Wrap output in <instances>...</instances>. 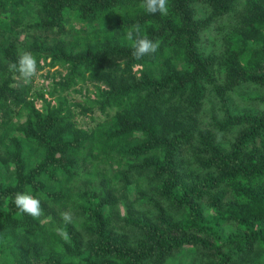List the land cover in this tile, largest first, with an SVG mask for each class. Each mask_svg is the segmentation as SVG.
<instances>
[{"label": "trees", "instance_id": "obj_1", "mask_svg": "<svg viewBox=\"0 0 264 264\" xmlns=\"http://www.w3.org/2000/svg\"><path fill=\"white\" fill-rule=\"evenodd\" d=\"M141 3L0 0V264H167L187 247L231 264L264 246V96L233 104L264 88V0H168L165 15ZM136 23L160 42L139 60ZM21 50L66 68L46 90L55 104L9 70ZM86 78L95 97L70 100ZM93 110L104 118L77 123ZM17 193L43 215L20 213Z\"/></svg>", "mask_w": 264, "mask_h": 264}, {"label": "rangeland", "instance_id": "obj_2", "mask_svg": "<svg viewBox=\"0 0 264 264\" xmlns=\"http://www.w3.org/2000/svg\"><path fill=\"white\" fill-rule=\"evenodd\" d=\"M72 23H76L75 20L71 21ZM229 21L224 19L222 20V25L225 26ZM79 26L78 24H76ZM230 25V24H229ZM228 28L224 29L223 32H225ZM49 59H41L40 60V66L42 68H37L36 74L33 76V88H39L43 86V91L44 97L47 99H50L51 104H55L56 101L55 99H52L49 94L47 93L46 90H48V86L50 87L51 81H57L60 79V77L64 76L66 73V68L62 65H54L50 66L47 64ZM136 69V68H135ZM80 88V92H75V91H68L66 93L67 97L70 98V100L73 101H82L85 98V95H89V97L94 98L93 90V82L91 83L89 79H85L84 82H80L79 84L76 85V88ZM264 88L262 87H257L255 85H247L243 87V94L241 95V92L239 93H234L233 98H234V107L238 106L242 110L243 109H250L251 106H249V102L247 103H241L242 98L241 97H250L253 94H261V96H264ZM245 100V99H244ZM243 102V101H242ZM43 102L39 99H35V105L37 108L41 109L42 108ZM208 102H205V110L209 112V107H208ZM254 109H259L258 105H255ZM16 110H18L16 108ZM15 110V113L11 111V117L13 121H17L20 123L24 122V115L18 111ZM78 110V109H77ZM25 114V113H24ZM92 119L88 116L85 115H80L77 116V123H79L81 126L90 128L95 124V121L101 120L104 118L105 114L99 113L97 110H93L92 114ZM202 121L204 120L203 127H208V125H213V119L207 114H203L202 116ZM215 131V130H214ZM147 196V195H146ZM145 196V197H146ZM150 194H148V197ZM132 199H135V196L132 195ZM150 205V204H149ZM137 208L136 206L134 209ZM151 210L153 211V207L150 205ZM123 211V209H121ZM203 213L205 215H210V212L207 210L208 209L206 206L203 205L202 207ZM154 213H156V209L154 208ZM121 217L123 216L120 214ZM262 229L264 231V220L262 221ZM221 234L222 235H227L230 233L232 230L236 229L233 223H223L222 225L219 226ZM222 253H226V249L224 246L221 248ZM247 258H238L237 260L233 261L231 264H264V246H261L257 241L254 243L253 247L251 250H249L247 253ZM174 260H169L167 264H214L216 262V259L212 256L211 251H209L207 248H198V247H193V248H185L182 251L178 252L173 256ZM165 264V263H164Z\"/></svg>", "mask_w": 264, "mask_h": 264}, {"label": "clouds", "instance_id": "obj_3", "mask_svg": "<svg viewBox=\"0 0 264 264\" xmlns=\"http://www.w3.org/2000/svg\"><path fill=\"white\" fill-rule=\"evenodd\" d=\"M141 7L147 14L155 15L159 13L165 15L168 12V0H142ZM125 38L130 44L131 56L137 60L155 54L160 46L158 40L153 41L141 34V26L139 23L129 27ZM36 65L37 61L35 57L30 52L21 50L17 60L15 62H9L8 67L10 71L18 74L19 80L23 84L27 85L36 74ZM12 202L22 214L31 216L34 219L43 215L40 200L28 193H17ZM60 215L65 224H71L73 222V213L71 211H63ZM59 234L64 239L69 238L66 231L59 230Z\"/></svg>", "mask_w": 264, "mask_h": 264}]
</instances>
